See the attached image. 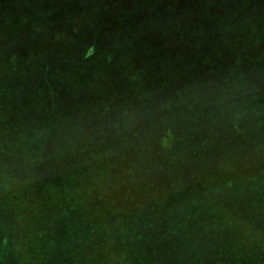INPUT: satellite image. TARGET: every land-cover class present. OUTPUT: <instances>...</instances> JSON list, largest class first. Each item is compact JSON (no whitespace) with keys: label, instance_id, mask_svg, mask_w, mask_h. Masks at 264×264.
I'll use <instances>...</instances> for the list:
<instances>
[{"label":"rangeland","instance_id":"1","mask_svg":"<svg viewBox=\"0 0 264 264\" xmlns=\"http://www.w3.org/2000/svg\"><path fill=\"white\" fill-rule=\"evenodd\" d=\"M155 2L0 0V224L13 264L61 254L85 264L110 238L119 252L108 259L122 264H264V63L246 61L264 40V0H191L189 22L168 13L171 0L137 15ZM177 29L194 30L195 44L176 42ZM136 49L162 59L137 66ZM197 146L232 180L209 202L189 192L191 205L161 195L139 204L113 186L117 170H103L125 158L133 182L180 191L191 181L169 176L163 160L198 171L188 156Z\"/></svg>","mask_w":264,"mask_h":264},{"label":"trees","instance_id":"2","mask_svg":"<svg viewBox=\"0 0 264 264\" xmlns=\"http://www.w3.org/2000/svg\"><path fill=\"white\" fill-rule=\"evenodd\" d=\"M164 3H165V0H156L155 5H152V6L142 5V9L137 13V15L139 13L141 15H146V16H148L149 14L159 15L157 7L163 8ZM225 3H226V0H210V4L212 5V7H215L218 5H224ZM171 4H172L171 5L172 9H170L169 10L170 12H168V13L171 16L174 15V17H178L177 19L179 21H181V18H184L185 20H188V22H189V20L195 18V16L190 17L191 0H185L184 3H180L179 0H171ZM182 8H183V10H182ZM179 14L183 15V16H187V17H179ZM134 15L136 16V14H134ZM45 16H47L45 21H47L48 23L53 25V27L56 26L57 30L59 31L58 23L55 22V20L58 18V16L56 14H48ZM140 19H141L140 16L135 17V20L136 21L138 20L136 23L138 24L139 28H143L145 32H150V25H149V27H147V25L145 26V22L140 21ZM261 19L264 20V17H262ZM185 27H187V26H185ZM181 30H183V29H177L176 33L172 35L174 38L178 39L176 42H179L181 44V46H183L184 44H189V45L195 44L194 40L192 38L194 30H192L193 32L190 31L189 33H187L186 36L184 35L183 32H181ZM185 30L189 31L187 29H185ZM157 33H159L158 28H157ZM190 34H192V36H190ZM38 47L39 46H37V41H35V57L42 56L44 54L43 51L38 50ZM259 47L260 48H257L256 51H254L252 54L247 56L246 61H251V62H255V63L259 64L258 62L261 59V62H260L261 65L264 63V40L261 42V46H259ZM137 49H136L135 53L131 57H129V59L131 58L133 63L137 66H140L141 62L145 61V59H146L145 63L148 67L150 66V62L152 60H157V62H158L160 59H162V57H153L150 60L148 58V55L144 54L142 52V50H137ZM171 51L174 52L175 50H171ZM193 52H194V50L189 51V52H184V54L188 55L190 58H192L193 56H191V54ZM176 53H179V51L176 50L175 54ZM145 55H146V57H145ZM225 60L228 61L229 63H232V61H233V60H231V57L225 58ZM187 61H189V60H187ZM42 72H43L42 76L44 78V83L47 82L48 86H49L50 79L52 78L50 69L46 68ZM210 75H211V77H216L215 73L212 71H210ZM66 76H69L68 73L62 72V74L60 75V77L58 79H60L61 77H66ZM187 77L190 79L189 76H187ZM187 77L182 76L179 79L187 78ZM204 80L207 81V78ZM131 87H132V89L135 90V84H134V86L131 85ZM55 88L57 91H61V87H55ZM205 92L209 93L212 96L211 92H208V91H205ZM210 95L207 98H209ZM169 97H170V93L168 92L166 94L165 98H169ZM208 105H210L208 102H207V104H202L201 108L202 109H210ZM250 139L251 138L247 137L246 140H250ZM220 140L222 141L221 137L218 135V138H217L215 144L220 143ZM156 142H157V140H156ZM206 143L207 142H201L198 145H202V144H206ZM222 150H223V155H225L226 147L223 146ZM155 154H156L155 156L162 158L161 152H159V151L157 152L155 150ZM188 156H191L196 163L198 161L199 165H201L202 169H199L198 171L192 170V171L186 172L182 169L181 165H179V164L175 165L170 157H168L166 160H163V162H165L166 166L168 167L166 169L167 170L166 172L169 176L175 175L177 178L179 177L181 180L187 179V180L191 181L189 184L183 185L182 190H180V191H179V188H180L179 185H176V186L164 185V186H162L159 181L152 182L148 185H140L138 182H133L130 178V170H129L130 167H129V164L126 162L125 158L123 159V161H119L118 163L114 162V163L108 164V162H107V164L103 165V170H106V171L117 170L118 171V178L114 179L113 186L115 188H117V190H121L122 192H124L125 195L127 194L130 196L133 193L135 195H137L138 196L137 202L139 204L142 203V201H143L142 197H144V196H147V198H149V199H151V198L153 199L155 196L161 195L162 197H169V198L177 199L179 203L181 202L182 198L184 197L183 203L191 205L193 203V201L191 202V204L189 203V199H188V193L189 192H190V194H191V192H193L194 197H196V194L199 192V193H201L199 195L205 196L207 198L206 201L209 202L212 199L211 198L212 192H214L215 186L217 187L220 185V187H218V189H221V187L223 185L224 186L230 185L228 183H230L232 180L229 178H226L227 175L223 174L221 171L217 170L214 167L211 168L212 165H210V164H212V161L215 162V156H217L215 152L210 153L206 148L197 146L194 149L191 147V149L189 150ZM210 160H212L211 163H210ZM222 160H223V157L220 158V161H218V164L216 165L217 167L219 165H222ZM79 172L82 173L83 170L79 169ZM137 173H138V171H137ZM183 193H185V194L183 195ZM164 195H166V196H164ZM104 218L106 220L107 218H110V217L106 213H104ZM122 218L127 223V219L125 217H122ZM104 225H105V223H104ZM0 226H1L0 228L4 229V230H2V232H0V264H13L15 257L11 254L16 253L17 251H15V249L11 247L12 246L11 242L10 243L7 242L8 241L7 236L9 235V232H7V231H9L10 228L9 227L8 228L3 227L1 224H0ZM18 230H19V234L25 232V230L21 229V227ZM98 232H99V226H98ZM26 244H28V242L20 243V245L23 248H24V245H26ZM118 247L121 248L122 247L121 244H118ZM112 251L119 252V250L117 248V242L114 241L112 238H110L106 241H103L102 243L95 242V243H93V245L90 248L89 256L87 257L85 264H122L121 261L108 259L107 255H111ZM73 252L74 253L78 252V249L75 248L73 250ZM61 255L62 256L57 258V262L59 264H72V262H73L72 260H70L69 258H67L63 254H61ZM20 257H21V254L16 256V258H20ZM35 261H36V259H35ZM130 261H131V259H127L125 264L130 262ZM39 262H41V264H47L50 261H49V258L44 255L43 258H40L38 260V263Z\"/></svg>","mask_w":264,"mask_h":264}]
</instances>
